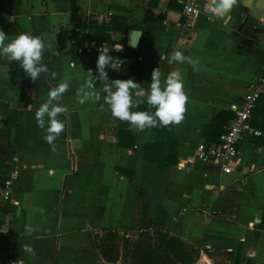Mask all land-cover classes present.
<instances>
[{"label": "crops", "instance_id": "obj_1", "mask_svg": "<svg viewBox=\"0 0 264 264\" xmlns=\"http://www.w3.org/2000/svg\"><path fill=\"white\" fill-rule=\"evenodd\" d=\"M184 1L0 0L6 43L29 33L52 45L42 61L49 72L36 82L17 62L0 57V184L11 180L16 203L0 206V228L7 234L4 239L0 232V260L106 264L92 251L90 233L141 230L157 221L198 251L194 263L264 264V94L248 120L260 136L243 137L228 173L194 159L196 145L214 143L248 85L264 78V19L247 15L252 0H238L227 22L215 16L209 22L202 14L186 17ZM112 16L124 20L125 30L110 35V44L123 53L110 50L119 57V71L106 69L109 78L127 79L128 70L120 72V65L136 63L133 80L148 89L154 68L162 83L180 71L188 97L180 125L130 130L111 115L99 80L94 83L100 99L78 103L77 90L88 69L96 74L99 52L71 48L68 31L79 34L80 24L100 27ZM129 30L141 32L135 49L125 47ZM173 51L191 57L195 68L169 64ZM65 81L69 89L61 103L68 110L58 117L65 129L53 151L45 140L47 118L41 129L35 113L49 90ZM144 104L133 111H155ZM160 129L167 137L163 148L153 146ZM143 146H151L150 159L143 157ZM165 155L171 157L169 167L160 171L157 164ZM32 222L38 230L29 235Z\"/></svg>", "mask_w": 264, "mask_h": 264}, {"label": "clouds", "instance_id": "obj_2", "mask_svg": "<svg viewBox=\"0 0 264 264\" xmlns=\"http://www.w3.org/2000/svg\"><path fill=\"white\" fill-rule=\"evenodd\" d=\"M238 0H211L212 14L227 22L233 7ZM8 35L0 30V57H3L11 64L17 62L24 73L36 82L41 74L48 73L49 69L42 61L45 50L51 51L52 45L46 44L41 36H34L29 33H20L10 42L6 43ZM99 55L96 60V74L92 69L87 70V80L85 84L77 90L78 103L84 104L89 100L100 99L99 93L95 90L94 81L99 80L103 84L102 91L105 93L103 101L109 107L113 118L129 124L130 130L144 131L153 127H167L169 125H180L184 120L186 112L187 95L184 91L183 77L180 71L174 70L161 80L162 73L159 67L152 70L151 83L145 89L141 83L129 79H110L106 69L119 71V68L110 55V49L101 45L98 49ZM169 64L188 63L195 68L196 62L180 51H173L168 57ZM55 78L56 73H51ZM69 89L68 82H61L51 88L48 92L47 100L38 108L35 113L37 125L41 129L46 127L45 140L56 151L55 141L65 129L63 121L58 117L67 112V107L61 101L64 94ZM142 103H146L149 111H133L139 108ZM41 212L43 209L40 210ZM38 229L32 226L26 227V232L30 235ZM27 249V246L25 248Z\"/></svg>", "mask_w": 264, "mask_h": 264}, {"label": "trees", "instance_id": "obj_3", "mask_svg": "<svg viewBox=\"0 0 264 264\" xmlns=\"http://www.w3.org/2000/svg\"><path fill=\"white\" fill-rule=\"evenodd\" d=\"M84 30L85 33L82 32ZM124 30V20L120 17L112 16L100 27H97L94 23H88L86 26L78 25L79 34H76L74 30H69L68 39L71 41L70 47L75 49L86 42H94L96 45H101L104 42L112 43L109 39L110 35L122 33ZM66 34L64 32L62 36ZM55 37L58 43L59 34ZM111 52L110 55L114 56L115 62H118L119 57L117 54L113 51ZM135 69L136 63L120 65V72L123 70L122 72L125 73L128 70L126 72V75L128 74L127 79H133ZM119 79H121L120 74ZM140 106L145 107V104L142 103ZM219 115L221 116V114ZM158 134L159 142L153 146L163 148L167 137L161 133V129ZM149 147L151 146H143V157L147 159H150L147 156ZM170 158L165 155L163 162L157 164L160 171L168 169L167 160ZM129 232L133 233L134 238H128L127 236L119 238L118 232L112 229H103L97 233H90V247L94 254L106 264H193L198 255L197 250L184 243L180 238L166 233L157 221L146 229L124 231L123 233L126 235Z\"/></svg>", "mask_w": 264, "mask_h": 264}, {"label": "built area", "instance_id": "obj_4", "mask_svg": "<svg viewBox=\"0 0 264 264\" xmlns=\"http://www.w3.org/2000/svg\"><path fill=\"white\" fill-rule=\"evenodd\" d=\"M182 4V12L186 17H193L202 14L209 22H213L214 15L211 12V2L208 0H185ZM107 44L110 50L123 53L122 48L115 47L110 43ZM100 46L93 44H84L77 47V52H98ZM264 94V78H259L247 87L246 95L233 106L232 117L227 125L223 128L222 133L217 137V140L212 144L199 143L194 149V159L198 163L212 162L219 166L222 173H228L230 165L236 163L238 155V144L243 137L251 133L252 136H260V132L251 130L248 125V120L255 105L261 95ZM12 175L16 174L13 170ZM16 204L12 196V186L10 179L2 180L0 184V206ZM9 214L4 212L1 215V221L6 223ZM2 238H7L5 226L0 228ZM0 264H23V262L15 257H5L0 260Z\"/></svg>", "mask_w": 264, "mask_h": 264}, {"label": "water", "instance_id": "obj_5", "mask_svg": "<svg viewBox=\"0 0 264 264\" xmlns=\"http://www.w3.org/2000/svg\"><path fill=\"white\" fill-rule=\"evenodd\" d=\"M247 15L253 20H257L259 18L264 19V0H252L250 6H248ZM140 36L141 32L139 30L127 31L125 37V47L128 49H135Z\"/></svg>", "mask_w": 264, "mask_h": 264}, {"label": "rangeland", "instance_id": "obj_6", "mask_svg": "<svg viewBox=\"0 0 264 264\" xmlns=\"http://www.w3.org/2000/svg\"><path fill=\"white\" fill-rule=\"evenodd\" d=\"M41 212V211H40ZM32 220V219H31ZM30 220V221H31ZM31 225H33V227L35 226V223H31ZM125 236H127L128 238H134V235H133V233H126V235H125V233H123V232H119L118 233V237L119 238H124ZM194 264H202V263H200V262H195Z\"/></svg>", "mask_w": 264, "mask_h": 264}]
</instances>
